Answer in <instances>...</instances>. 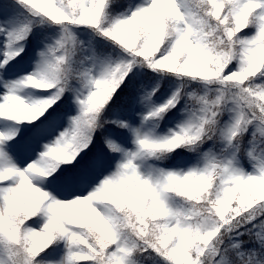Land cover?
I'll list each match as a JSON object with an SVG mask.
<instances>
[{
	"label": "snow or ice",
	"instance_id": "6c2138e0",
	"mask_svg": "<svg viewBox=\"0 0 264 264\" xmlns=\"http://www.w3.org/2000/svg\"><path fill=\"white\" fill-rule=\"evenodd\" d=\"M0 37V264H264V0H3ZM173 49L207 75L158 67ZM181 101L168 135L133 127L138 104L158 127Z\"/></svg>",
	"mask_w": 264,
	"mask_h": 264
},
{
	"label": "clouds",
	"instance_id": "9594fccd",
	"mask_svg": "<svg viewBox=\"0 0 264 264\" xmlns=\"http://www.w3.org/2000/svg\"><path fill=\"white\" fill-rule=\"evenodd\" d=\"M210 46L213 49V54L218 55L221 52L230 51L235 52L236 49L233 48V46L227 41H221L219 39V33L216 36H213L210 38ZM163 47V44L154 45L151 47L149 54L155 57L157 53L160 51V48ZM262 61H264V57H262ZM158 67L161 69L167 70L169 72H178V73H184L185 75H192V76H205L207 75V70L204 66V63L201 59L192 58L189 60L184 59V52L173 49V51L169 54H166L164 57L161 58L160 62L158 63ZM34 87L36 88H43L46 87V85H43L39 81H31ZM13 111L17 112H24L28 115L32 114V110L28 108L27 105L20 103L18 106L14 107ZM0 114H3V110L0 109ZM14 118V117H13ZM264 123V122H262ZM243 129H239L237 132L233 133V137L239 135V132ZM220 131L218 122L215 123H206L204 125V134L209 135V138L211 139L212 136H215L217 132ZM52 155V159L60 160L62 159L63 153L62 152H55ZM223 175L222 169H217L215 176L212 179V186L215 189L216 192H219L220 188L222 187L221 183V177ZM240 195V194H237ZM254 193H249L248 196L251 198L254 196ZM174 204H178V201H173ZM202 208L203 214L199 218H193L188 221H184V223L190 224L193 227L197 223L204 224L205 220L209 219L211 217V213L208 211V205H202L200 206ZM231 209V203L221 205V211L227 212Z\"/></svg>",
	"mask_w": 264,
	"mask_h": 264
},
{
	"label": "rangeland",
	"instance_id": "374dc122",
	"mask_svg": "<svg viewBox=\"0 0 264 264\" xmlns=\"http://www.w3.org/2000/svg\"><path fill=\"white\" fill-rule=\"evenodd\" d=\"M3 41L4 38L0 37V47H3ZM9 80L16 79V77H10L8 78ZM154 87L153 84L148 86V90L150 91L151 88ZM177 85L170 86L166 91L165 94L162 95L161 97L155 99L157 104L165 102L176 90ZM7 91V89L3 86V84H0V99H2L3 94ZM26 99L31 98L32 95V90L31 89H24L21 93ZM78 111L77 107L75 104H73V112L71 114H76ZM148 108H146L142 104H138L136 108V112L133 116L132 124L133 127L139 129L142 133H147V132H153V134L157 137H162L166 136L169 134L170 130H175L177 124L180 122L181 118L183 117L184 113L183 110L181 112H178V114L174 117H170L166 120L165 122V128L163 130H158L155 122L153 121H144V116L147 114ZM115 118H117L115 116ZM4 126V122L0 121V127ZM65 126H67V119L65 120ZM22 128V127H21ZM127 150H135L136 149V144H135V137L129 132L127 134V143L125 145ZM17 164H19V160L15 161ZM247 166V165H246Z\"/></svg>",
	"mask_w": 264,
	"mask_h": 264
},
{
	"label": "trees",
	"instance_id": "16d2710c",
	"mask_svg": "<svg viewBox=\"0 0 264 264\" xmlns=\"http://www.w3.org/2000/svg\"><path fill=\"white\" fill-rule=\"evenodd\" d=\"M0 2H3V0H0ZM31 41H32V37H29V44H28V48H26V52L27 51H30L31 48H32ZM136 71L142 72V73H150V75L152 77H156L157 76V74L155 72H151V70H149L147 68H143V69L137 68ZM157 83H160L162 86H161L160 92L157 93V97L154 98V99H157V98L161 97L170 86L177 85V87H178L180 81L175 76L169 75V76L163 77V79H159V80L154 79V80L150 81V83L148 84V86L151 85V84H153L154 87H155ZM194 87H196V85H194ZM183 109H184V101H181V103L179 105H177V108L173 109L172 112H169L164 117V119L159 122V125L157 127L158 130L161 131V130H163L165 128V125H166L165 122H166V120L168 118H170V117H174L173 116V113H175L177 115L178 112H181ZM112 118H115V116L112 117ZM21 127L23 128V125H21ZM112 127H114V126H112ZM120 131H125V130H120ZM206 147H210V144L207 145ZM189 155H192V154L190 153ZM161 166H163V167H170V163L166 161Z\"/></svg>",
	"mask_w": 264,
	"mask_h": 264
}]
</instances>
